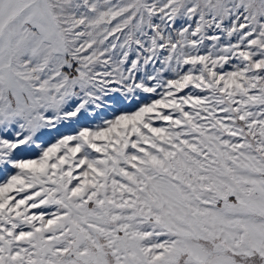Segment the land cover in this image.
Returning <instances> with one entry per match:
<instances>
[{
	"label": "snow or ice",
	"instance_id": "1",
	"mask_svg": "<svg viewBox=\"0 0 264 264\" xmlns=\"http://www.w3.org/2000/svg\"><path fill=\"white\" fill-rule=\"evenodd\" d=\"M0 264H264V0H0Z\"/></svg>",
	"mask_w": 264,
	"mask_h": 264
}]
</instances>
